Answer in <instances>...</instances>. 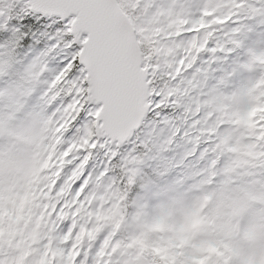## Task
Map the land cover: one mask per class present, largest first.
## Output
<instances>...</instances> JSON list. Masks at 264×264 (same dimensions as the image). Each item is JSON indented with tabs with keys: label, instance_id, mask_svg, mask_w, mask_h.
<instances>
[{
	"label": "trees",
	"instance_id": "trees-1",
	"mask_svg": "<svg viewBox=\"0 0 264 264\" xmlns=\"http://www.w3.org/2000/svg\"><path fill=\"white\" fill-rule=\"evenodd\" d=\"M170 1L134 0V6L126 8L128 18H132L131 22L135 21L132 24L143 55L152 66L151 89L154 94H159L160 104L158 109L151 105L133 137L116 148L120 158L115 160L108 149L101 150L98 147L92 150L87 139H79L76 133H72L71 137L65 136L64 113L48 107L46 93L51 85L47 84V78L62 55L58 47L49 48L56 39L51 30L41 27L30 32L31 42L22 52L15 51L14 36L0 42V202L4 199L7 204L20 195L21 183L26 180L18 172L22 170L21 166H10L9 163L25 151L31 155H42V145L49 141L50 145L40 156L49 163L44 168L42 184L45 185L48 180L51 182L53 199L60 201L61 206L68 203L70 207L78 201L77 210L81 218L79 227L88 225V216L83 215L88 208L84 204L96 189L93 203L96 200L99 203L92 211L105 216L109 235L117 242H131L149 260L160 264H228L231 260L233 264H241V255L232 244L239 233L236 218L231 217L228 229H225L218 221L227 222L226 218L203 202L193 214H185L183 208L187 206L185 199L189 193H198L209 182L207 178L201 179L205 172H210L212 179H215L219 173L212 169H216L225 157L228 158L229 152L224 149L220 129H214L218 125L219 115L216 112L221 113V107L213 110L214 113L209 111L212 108L210 92L215 88L222 95L232 96L236 93L240 97L237 80L241 58L248 56L251 47V38L246 33L259 27L258 9L251 6V0H244L243 19H238V22L233 20L236 17L234 9L228 11L230 28L227 31V44L220 41L222 52L228 50V53L220 56L221 65L217 66L214 60L203 58L209 55L208 46L214 40L204 30L199 32L202 38H196L199 43L193 42L199 50L198 54L192 42L181 38L175 39L176 47L170 48L168 52L160 45L163 35L172 33L168 23L172 22L173 27L183 29V23L191 21L190 12L194 8L205 7L213 0H173L174 6L169 5ZM253 1L264 3V0ZM19 6L11 0H0V19L16 15ZM176 8L178 15H174ZM157 12L153 17V13ZM218 14L221 16L219 9ZM232 43L237 46L234 47ZM181 46H185L187 52L186 59L184 57L179 64ZM224 64L228 65L229 81ZM218 71L222 72L220 80H216L220 78ZM232 77H235V81ZM210 78L214 82L208 83ZM203 98L208 101L203 102ZM196 102L199 103L196 105ZM47 110H51L52 125L47 133L34 135L25 128L34 115L44 114ZM163 116L172 118L173 128L164 131ZM259 120L260 125L254 124L251 128L261 132L252 136L253 147L241 148L243 159H231L241 169V176L229 178V183L241 189L239 197H242L241 193H247L243 177H253L256 182L264 178V164L255 163L264 157V115ZM209 131H212V135ZM87 135H94L93 130ZM66 165L71 167L65 172ZM86 168L87 175L73 190L72 182ZM146 170L150 171L151 178ZM62 175L61 184L54 190L55 181ZM123 195L125 200L121 199ZM230 203L228 199L227 204ZM249 203L253 209L252 195ZM204 209H208V212L202 219L198 214H202ZM260 209L264 212V207ZM243 210H249L248 205ZM155 211H163V218H167L165 224L152 221ZM180 212L185 217L184 224L179 225L175 217ZM61 214L66 215V210L61 208ZM121 217L122 222L116 228ZM200 228L209 229L207 233L211 238L201 245L190 239L192 231ZM95 229L97 226L92 231ZM75 233L77 236L73 234L72 238L76 245L78 230ZM85 252L96 258L100 249L89 243Z\"/></svg>",
	"mask_w": 264,
	"mask_h": 264
},
{
	"label": "snow or ice",
	"instance_id": "snow-or-ice-1",
	"mask_svg": "<svg viewBox=\"0 0 264 264\" xmlns=\"http://www.w3.org/2000/svg\"><path fill=\"white\" fill-rule=\"evenodd\" d=\"M132 6L134 0H20L16 15L0 19V42L14 36L16 52L27 48L30 32L38 28L47 27L56 37L49 48L58 47L62 55L47 78L51 85L46 93L48 107L64 113L65 136L76 133L79 139H87L92 150L112 147L108 143L111 123L134 101V85L115 23L116 17L121 12L127 15L126 8ZM198 26L199 22H194L189 30ZM212 82L210 78L208 83ZM148 99L159 108V94ZM94 128L96 134L88 136ZM119 158L120 153L113 157ZM68 167L71 165H66L65 172ZM85 175L87 168L72 182L73 190ZM62 178H57L54 190ZM228 264L233 262L229 260Z\"/></svg>",
	"mask_w": 264,
	"mask_h": 264
},
{
	"label": "rangeland",
	"instance_id": "rangeland-1",
	"mask_svg": "<svg viewBox=\"0 0 264 264\" xmlns=\"http://www.w3.org/2000/svg\"><path fill=\"white\" fill-rule=\"evenodd\" d=\"M226 1L227 2L222 4L223 6L229 3L230 0ZM250 4L254 8L258 9V13L263 16V19L260 20V22H264V3H256L255 1H251ZM229 9L230 6L228 10ZM219 10L222 11L221 9ZM204 15H206L205 11L198 13L197 17L194 18V22H197L199 19L203 18ZM200 25L201 24L198 26V32L201 28ZM246 34L253 41L250 43L252 51L249 52L248 57L241 63L242 66L240 71L242 72L243 77L241 85L240 106L238 105V98L236 99L234 95L231 97L229 95L224 96L220 94L215 88H212L210 92V96L212 98V100H210L212 102V109L216 110L217 108L221 107L222 110L221 134L223 136L224 149L225 151L229 152L228 159L230 160L233 158L239 159L242 156L240 154L241 148L244 147L251 149L253 147L252 136L256 135L255 131L251 129L255 123L254 112L252 110L253 105L256 103L259 106V109L264 111V30L262 31L260 27H255L251 32H247ZM187 36L190 38L191 34H188ZM232 45L234 47L237 46L236 43H232ZM212 54V60H214L213 62L217 66L221 65L217 47L212 49ZM235 62L240 63V61ZM227 66L224 64V69L227 75L226 79L229 81L230 75L227 73ZM232 80L235 81V77H232ZM201 82L204 84L202 79ZM226 87H228V85ZM202 101L207 102L208 99L203 98ZM199 102H196V105ZM50 112L51 110H47L44 114L37 113L34 115L26 124V129L32 132L34 135L47 133L52 127L50 122ZM216 113L218 114V112ZM161 120L163 121L162 127L165 129L164 131H167L169 128H173V121L171 117L163 116ZM49 145V141H46L45 144L42 145V155L45 153V150ZM42 155H31L29 152L25 151L23 154L18 155L15 160L11 161L9 165L11 166L13 164H20L22 170L19 173L23 177H26L27 181L29 180V177H31L32 188H34L33 180L38 177V174H40V168L42 164H46V162L42 160L43 158H40ZM25 188L26 186L23 183V194H21V196L15 200L14 205L19 204L20 200L25 195H27L28 190H25ZM245 189H247V193H245L244 196L240 197L238 200L240 202V207L248 205L249 210H245L243 217L238 221L240 231L236 238L232 241V244L234 249L241 255V264H262L264 259V212L260 211V204L257 207L255 206V202L259 203L257 200L258 196L249 191L246 185ZM233 190L234 188L232 191ZM196 193L197 192L189 193L188 197L185 199L187 206L184 209L191 214L195 212L198 205L201 203V199L197 197ZM251 195L254 198L253 209L249 203ZM95 196L96 189L94 190V194L89 196L87 198V202L84 204V206L86 205L88 208L86 214H84V217L91 214V220L99 221L98 229L93 231L92 236L90 237V240L92 239V241L98 245L107 238L109 230L106 228L108 225L105 216L101 214L98 215L92 211V209L96 208V203H99L98 200H96V203H93ZM227 197V193L223 194L219 202L213 203L212 205H214L217 210L220 211L221 202L225 201ZM159 198L161 199L162 196H159ZM202 202L205 206H209L208 199L205 197V195L202 198ZM163 211L155 212L153 215L154 219L152 218V221H157L160 225L165 224L167 218H163ZM222 211L224 215L226 213L225 208ZM231 215L238 216L239 213L237 210H233ZM184 217L185 214L183 212H180L175 217L178 219L179 225L184 224ZM52 218H54V214L52 215ZM220 223L221 222H219V224ZM53 234H56L55 230L53 231ZM191 238H193V240L200 245L202 242L211 239L208 233L204 231H194L191 234ZM87 239L88 237L85 239L84 244L88 242ZM73 241L74 239L69 236L66 249L68 264H94V257L89 256L87 258H83L82 255L85 253V251H83L81 246L74 247ZM113 244L114 241L111 242L109 248L113 247ZM118 260L119 259L116 258V261Z\"/></svg>",
	"mask_w": 264,
	"mask_h": 264
},
{
	"label": "flooded vegetation",
	"instance_id": "flooded-vegetation-1",
	"mask_svg": "<svg viewBox=\"0 0 264 264\" xmlns=\"http://www.w3.org/2000/svg\"><path fill=\"white\" fill-rule=\"evenodd\" d=\"M143 13H146V11ZM219 23L222 24V21ZM219 29H222V26H219ZM41 181V179L36 180L38 189L42 187ZM44 188L45 194L38 193V195L34 194L32 196V200H35V202L29 210L5 211L4 199L0 202V264H30L31 262L32 264H52V186L49 180L46 181ZM43 200L46 201L44 205L42 204ZM64 208L68 209V205L64 204ZM4 212L8 216L17 218L21 226L23 225L22 230H19L18 227L5 226L6 216ZM56 215H58L56 216L58 223L55 230H66L64 225L68 224L67 217L62 215L61 212H56ZM77 215L78 211L76 210L74 217H77ZM72 224L76 226V221L74 220ZM118 244L121 245L118 249L120 253L123 251L124 242L121 240Z\"/></svg>",
	"mask_w": 264,
	"mask_h": 264
},
{
	"label": "water",
	"instance_id": "water-1",
	"mask_svg": "<svg viewBox=\"0 0 264 264\" xmlns=\"http://www.w3.org/2000/svg\"><path fill=\"white\" fill-rule=\"evenodd\" d=\"M13 1L20 3V0ZM115 23L118 43L134 85V101L112 121L111 132L108 137V142L110 144L115 143L116 146H121L125 141L130 139L134 132L140 127L150 107V102L147 101V98L152 95L153 92H150L148 89L149 82L146 80L147 70L141 68V52L129 19L121 12L119 16L116 17ZM93 134H96L95 128L93 129ZM83 238L84 236H82L81 241ZM117 247L112 250L113 254L116 253ZM125 249L129 252L123 264H152L142 253L133 256L130 244H126ZM125 253V251L121 252L120 256Z\"/></svg>",
	"mask_w": 264,
	"mask_h": 264
},
{
	"label": "clouds",
	"instance_id": "clouds-1",
	"mask_svg": "<svg viewBox=\"0 0 264 264\" xmlns=\"http://www.w3.org/2000/svg\"><path fill=\"white\" fill-rule=\"evenodd\" d=\"M234 159L236 158H233V160ZM240 159L243 158L241 157ZM233 160H229L225 157L216 169H212V171L219 173L215 179H212L210 172H205L204 177H201V179L207 178L209 181L201 190H199L198 193H196L197 197L201 199V202L203 196L208 195L212 198V201L209 204V207H211L213 203L219 202L223 194L232 192L234 185L228 182L229 178L241 176V169L236 167ZM255 163L264 164V157L255 161ZM221 181H223V183H221ZM243 181L246 183V187L249 191L259 197V206L264 207V178H261L259 182H256L253 177H243ZM204 212L207 213L208 209H204Z\"/></svg>",
	"mask_w": 264,
	"mask_h": 264
}]
</instances>
